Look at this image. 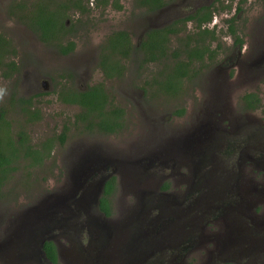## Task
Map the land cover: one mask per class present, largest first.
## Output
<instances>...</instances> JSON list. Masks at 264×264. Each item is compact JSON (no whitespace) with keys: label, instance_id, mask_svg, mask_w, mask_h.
Listing matches in <instances>:
<instances>
[{"label":"rangeland","instance_id":"374dc122","mask_svg":"<svg viewBox=\"0 0 264 264\" xmlns=\"http://www.w3.org/2000/svg\"><path fill=\"white\" fill-rule=\"evenodd\" d=\"M83 1L86 12L65 10V25L72 29L60 36L59 42L73 41L74 48L61 54L58 41H41L28 25V17L38 5L53 10L66 0H0V35L8 42L5 61H13L17 67L7 78L0 71V111H5L11 134L17 140L18 132H23L32 144L63 131L66 134L62 144L55 141L50 156L40 166L27 167L26 162H18L17 169L2 186L0 264H14L20 260L19 253L27 254L29 250L19 247L8 251L3 247L13 237L11 232L20 216L28 214L32 207L49 203L61 205L58 215L67 217V223L50 234L53 237L60 232L55 236L60 264H149L162 258L167 264L171 250L152 252L154 237H142L140 231H146L145 223L136 224V220L156 219L161 233L165 231L164 238L175 244L190 239L187 234L194 225L193 231L200 238L196 237L189 251L180 252V264H212L215 260L212 255L218 252L217 237L221 235L222 241L228 243L233 226L246 225L244 221L251 218L252 210L256 223L260 226L264 223L260 221L264 218V163L250 162L238 173L236 156L226 159L223 154L235 148L233 139L242 138L240 134L226 132H242L246 126L250 127L249 121L256 124L255 129L264 127V72L250 65L256 59L257 48L264 46V0H165L164 7L157 10H148L139 0H108L107 4L102 0ZM211 4L212 18L207 28L216 36L209 45L212 57L207 53V59L204 54L202 61L193 62L177 94L162 92L159 82L165 68L172 65V60L183 57L184 42L197 29L188 23L185 30L170 34L168 56L160 62L141 61V52L136 49L140 40L149 29L165 27L197 7ZM43 12L50 14L48 9ZM230 21L234 34L228 32ZM120 30L128 32L135 48L121 60L122 76L108 79L99 67V53L107 38ZM236 36L243 39L244 50L241 49L239 64L230 67L224 63L236 51L232 44ZM97 83H103L112 104L124 112V127L115 134L86 131L75 122L80 107L58 98L63 86L84 89ZM248 91L260 97V107L250 109L252 112H246L242 98ZM19 98H30L31 106ZM27 109H38L40 118L28 121ZM179 110L182 112L177 113ZM221 139H227L222 154L214 148ZM189 149L193 150L188 152ZM225 160V168L232 162L235 165L229 191L239 198L242 213L237 219L228 216L227 207L220 214L211 210L207 215V193L211 197L224 194L207 175L215 181L226 178L230 173L223 169ZM158 162L161 165L157 168L153 163ZM85 163L94 169L90 172L86 167L83 169ZM140 163L142 169L135 168ZM108 172L114 174L116 181L115 191L109 197L111 214L106 216L98 208L101 193L90 196L84 207H75L74 198ZM165 183L168 187L162 190ZM207 185L211 186L208 190ZM188 194L192 200L190 211L188 200H184ZM178 208L189 215L176 221ZM71 211L74 212L69 215ZM224 227L227 234L223 233ZM125 231L130 234L128 241ZM262 231L254 238L257 243L249 245V242L242 247V256L227 254L222 258L243 263L255 254L256 261L264 264ZM245 234L249 239L245 231L241 240ZM134 238H140L143 247L133 240L129 243Z\"/></svg>","mask_w":264,"mask_h":264},{"label":"trees","instance_id":"16d2710c","mask_svg":"<svg viewBox=\"0 0 264 264\" xmlns=\"http://www.w3.org/2000/svg\"><path fill=\"white\" fill-rule=\"evenodd\" d=\"M66 2V4L56 6L53 10L38 5L32 15L28 17V25L37 33L41 41H58L61 54H68L74 48L73 41H67L66 44L59 42V39L63 35H67L72 29L71 26L66 27L65 25L67 17L65 10L74 8L79 9L81 12L87 11L83 0H66ZM101 2L107 4L108 0H102ZM139 4L147 7L148 10H157L164 6L166 2L165 0H139ZM115 6L120 7L117 3H115ZM212 6L213 4L200 6L192 13L174 20L173 23L165 27L149 29L136 48L141 52V61L148 63L160 62L165 59L168 56L169 35L184 30V26L189 20L195 21L198 29L202 24L210 22ZM46 9L49 10L50 14L46 15L43 12ZM228 32L230 34L235 33L231 21ZM235 38L236 42L242 43V39L237 36ZM213 40H216L215 33L213 30L208 29L187 36L184 48L181 49L183 57L172 60V65L165 68L162 80L159 82V89L167 94H177L181 89L182 80L189 74L193 62L202 61L206 53L211 57L213 49H210L209 45ZM7 45L8 42L0 35V71L5 78L17 71L13 61H5ZM134 48L128 32L124 30L114 32L107 38L106 44L102 46L99 53V67L105 78H120L122 76L124 66L121 60L127 58ZM58 98L64 103L80 107V111L75 115V122L86 131L115 134L124 127V112L117 105L112 104L103 83L89 85L84 89L63 86L58 91ZM242 98L245 101L246 109L260 107L259 99L255 98L252 93H246ZM19 100L28 104V107L31 106L30 98H19ZM262 109H264V106H262ZM3 111H0V190L11 173L17 169L18 162H26L27 167L40 166L50 156L55 141L57 140L59 144H62L66 138L65 131H63L56 137H47L41 143L32 144L25 133L18 132V139L15 140L11 134L9 122L4 116L5 111ZM180 112L182 110L177 111V113ZM27 113L28 121L40 118L38 109L32 111L27 109ZM115 185V177H109L104 182L102 194L99 198L98 208L106 216L111 214L109 197L115 191ZM167 187V183L163 184L162 190L167 189ZM42 250L52 263L58 264L56 249L52 242L46 241Z\"/></svg>","mask_w":264,"mask_h":264},{"label":"flooded vegetation","instance_id":"af4514ba","mask_svg":"<svg viewBox=\"0 0 264 264\" xmlns=\"http://www.w3.org/2000/svg\"><path fill=\"white\" fill-rule=\"evenodd\" d=\"M163 7L164 6H162L161 8H163ZM199 7H197V8H199ZM161 8H159V9H161ZM188 23L194 24V27L197 29V31L195 33H197V32L199 33L201 30L208 29L207 28V23H209V22H206V23L202 24L201 27L198 29L197 28V25H196V22L193 21V20H189V21L186 22V24L184 26V30H185L186 25H188ZM239 39H241V38L239 37ZM242 43H243V39H242ZM242 43L236 42V38H234V43H232V44H233V46L235 45V48L234 49L236 51H235V53H233V54H231V55H229V56L226 57L224 64H226L227 66H230V67L231 66H236L237 64H239V62L241 60V54L243 52V51H241V49L243 48V50H244V47H243V44ZM167 45L169 47V42H168ZM255 55H257L256 56V59L251 60L252 59L251 58L250 59L251 60L250 61V65H253L255 68L259 69V72L260 71L264 72V65L260 66L261 63H264V46L257 48V51H256ZM205 57L207 59V53L205 54ZM190 67H192V65ZM246 93H248V94L249 93H252L253 96H255V98H257V99L260 98L259 95H257L254 91L244 92L242 94V97ZM250 111H251L250 109H246V112H250ZM217 112H218V110L215 111V113H214L215 116H216V113ZM248 123H250V127L251 128L248 127V126H246L245 127V130H243L242 132L241 131H238V130H235L234 133H232L233 131L226 132L229 135L230 134H240L242 136V138H240V139H233L236 142V145H235V148L234 149H232L230 151H224V152L221 150L222 146L224 145V143H225V141L227 139H221L220 140L221 143L219 142L220 144L218 143L214 147L215 150L218 153L222 154V152H223V154L226 156L224 158H226V159H228V157L232 158V157H235L236 156V159H237L236 160V163H237L236 169H237V172L238 173L244 167H246L248 165V163H250V162H252V163H254L256 165H259V163L261 164V162L264 163V159H263L264 158V127L261 128L260 127V124L258 122L257 123V126L260 127L261 130L260 129H255L254 126L256 124L254 122L249 121ZM244 124L246 125V121L244 122ZM207 137L211 138L210 135H207ZM246 158H247V161H246ZM223 161H221V162L224 163ZM154 164H155V166L157 168L160 167V165H161L159 162L157 164L156 163H153V165ZM226 165H227V160H225L224 168L223 169H225V173L226 174H227V172L230 173V174L227 175L226 178L222 177V180L215 181L214 179L212 180V177H210L211 175H207V176H209V179L208 180L211 179V182H212L213 186H216V187L219 186V188H220L218 190L219 192H221L222 190H224V194H223L224 197L222 196L221 193H220L221 196L218 195V194H215L213 197H211L208 194L209 192L207 193V215H209V213H210L211 210H217L216 214H220L221 211H222V208L227 207V214H228V216H231L232 218L237 219V218H240V217H238V215L242 213L241 210L239 209L238 203H237L238 200H239V198H238V195L237 194L230 193V191H229L230 185L232 184V182H233L232 180L234 178L232 173H234V166L235 165H234V162H232V164H231V166L229 168H225ZM135 166H136L135 168H137V169H142V164L141 163L140 164H135ZM133 167H134V165H133ZM111 176H114V174L111 173V172H108L106 174V176L100 177V179L101 180H104V182H105ZM212 176H214V175H212ZM209 187H211V186L210 185H207V190H208ZM260 193L261 192L258 191V194H260ZM190 196H191V194H188L185 197L186 199H184V200H188V203L187 204H189V205L186 204L187 207H188L187 210H189L191 208V207H189V206H191V201H192V200H190V198H191ZM252 196L254 197V195H252ZM78 198H79V195L74 198L75 207L77 205V201L76 200ZM98 203H99V201H98ZM198 203L201 205V202H198ZM184 204H185V202H184ZM248 204H252V207H253V203H251L250 200H248ZM218 207H219V209H218ZM79 210H82V209H79ZM191 210H193V209H191ZM178 212H179V216L182 217V218L183 217H186V214L189 215V212L188 211H184V210L183 211H180L179 208H178ZM250 212H251V218L250 219L249 218H246L247 221H244L246 223V225L245 224L243 225V227L245 228V231H247V234L249 235V239L246 238V234H245L244 239H242V240H241V237H235V236H234V239H233V237H232L233 234L237 235L239 233V230H241V229L238 228L240 226L234 225L233 226V229L231 230V237H230V239H229V235H226L225 236L226 239H229L230 240L228 243H226L225 241H222L221 235H220V237H217V240H216L217 242L215 244L216 245L215 248L217 247L216 249H218V252L216 253V255H212V257H214V259H215L212 262V264H224V263L244 264L245 262H248V261L249 262H252L253 264H259L258 263V260L256 261V255L255 254H254V256H250L249 257V260L248 261H244L243 263H242L241 260H237V262L236 261L233 262L234 260L232 258H230L231 260H224L222 258V257H225V255H227V254H234V255L242 256V254L239 252L240 250H242V247H244L249 242H250L249 245L252 244V243H257L256 242L257 239L255 240L254 238L258 236V232L260 230H263L262 233L264 232V223H263L262 226H260L258 223H256L255 218H254V216H256L254 214V210H252ZM262 212L264 213V211H262ZM258 217H259V215H258ZM155 221H153V222L150 221L149 222V220H148V222H144L143 221L141 223H145L146 229L151 230V228L153 229L154 227H158L159 226L158 224L155 223ZM260 221L263 222L264 221V218H261ZM216 223H218V222H216ZM72 225L73 224H71V226ZM147 225H150V226L147 227ZM188 225L185 224V226H188ZM189 226H191V225H189ZM66 227H69V223L66 225ZM191 228H192V230H189L188 231L189 233L187 234V236H189L190 239L187 237V240L184 239V241L178 242L176 244L175 243H171L170 241H167L164 238L165 231L161 233V230H160L158 232V234L157 233L155 234L152 231V233L150 234L149 237L150 238L151 237H154V239L152 240V245L155 246V249H152L151 251L152 252H154V251L164 252L165 250L170 249L171 251L168 254V259H166L167 260V264H180V262L178 261V260H180V252L182 253L183 251L184 252L185 251H189L190 248H193L194 247L195 244L193 242H196V237L200 238L197 235V233L195 232L196 229H195V227H194L193 224H192ZM193 230H195V231H193ZM223 233L227 234V228L226 227H224ZM59 234H60V232L58 233V235L57 234L56 235H53V238L46 239L43 242V245H44V243L46 241H50V242H52L54 244L55 249H56L57 262H58V264H60L59 263V256H58L59 253H58V250H57V244H56L55 240H56V237L59 236ZM74 234H75V232L73 230V235ZM101 234L104 235L105 232L101 231ZM119 235H120V233H119ZM121 236H123V235L121 234ZM124 236L125 237H128L127 238V241H128V239L130 238L129 232H126L125 231L124 232ZM162 237L165 239L164 241L162 240ZM131 241H132V239L130 240L129 243H131ZM185 241H187V243H184ZM95 243H97V242H95ZM261 243H263V242H261ZM18 247L20 249H25V250H29V251H26L27 252L26 255L25 254L20 255L21 253H19V257H20L19 259L20 260L16 261L14 264H54V263H52L46 257L45 252L42 250V247L43 246H39L38 245V248H37V247H33L30 242H27V243L18 242L16 248H18ZM32 249H35V250L38 249V255L39 256H36L35 254H33L32 253ZM221 260H223V261H221ZM149 264H166V263L164 262V259L162 258L161 260H158L157 262L152 261Z\"/></svg>","mask_w":264,"mask_h":264},{"label":"water","instance_id":"95a60500","mask_svg":"<svg viewBox=\"0 0 264 264\" xmlns=\"http://www.w3.org/2000/svg\"><path fill=\"white\" fill-rule=\"evenodd\" d=\"M190 139H192L191 142L193 143L194 138L191 137ZM191 150H193V149H189L188 152H190ZM188 152L186 151L185 153H188ZM87 164H89V163H85V166L83 165L84 166L83 169L86 167L85 170H89V172H90V170L94 169V167L92 165L90 167H87ZM90 164H92V163H90ZM83 174H85V173H83ZM83 174H82V176H83ZM103 185H104V180H101V179L98 182H95L93 184H88L85 187V189L83 190L82 194H80L79 198L77 199V205L76 206L84 207V205L87 202H89L90 196L96 195L97 193L102 194ZM77 188H79V187H77ZM95 191H96V193H94ZM52 204L53 203H49L47 206L45 205V206H41V207H32L31 209L28 210V214L25 213L24 215L20 216L19 222H17V225L13 228V231L11 232L13 234V237L10 238L11 240L7 241L3 247L5 249V251H8L6 249L16 247L18 242H22V243L30 242L33 247L38 248V245L43 246V242L46 239L53 238L52 235H50L51 232L54 229L61 228L63 225H65L67 223V217L58 215L57 211L61 210V209H58V207H61V205L57 206L55 204H53V205ZM51 208H53V209H51ZM73 212L72 211L68 212V214L72 215ZM176 213H178V218L176 217L177 218L176 221H178V220H180L179 219L180 218L179 212L177 211ZM176 213H175V215H176ZM138 222H139V224L141 223L140 220H136V224H138ZM98 227L100 228V226H98ZM238 228L241 230H239V233L237 235L233 234V236H232L233 239H234V236L235 237H241L242 232H245L244 227H238ZM108 229H109V227H108ZM152 231H153V233L158 234V232L160 231L159 226L154 227L153 229L151 228V230L146 229V231H143V232L140 231V233L142 234V237H149L150 234L152 233ZM132 240H133L132 242L137 243V244L139 242V245L142 246L140 244V241H141L140 238H134ZM152 249H155V246L152 245L151 250ZM34 252H38V249L37 250L32 249L33 254H35ZM239 252L241 253L242 250H240ZM224 260H231V259L225 258Z\"/></svg>","mask_w":264,"mask_h":264}]
</instances>
